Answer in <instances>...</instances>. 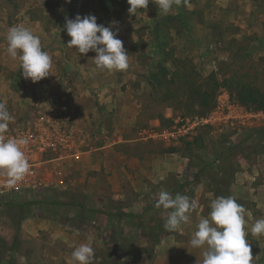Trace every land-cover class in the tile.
<instances>
[{
	"label": "rangeland",
	"instance_id": "1",
	"mask_svg": "<svg viewBox=\"0 0 264 264\" xmlns=\"http://www.w3.org/2000/svg\"><path fill=\"white\" fill-rule=\"evenodd\" d=\"M173 9L164 15L152 0L146 10L104 14L95 0H0V102L23 116L51 97L59 108L66 104L79 131L49 164L64 186L53 181L0 198V264H70L76 236L93 247L92 264H202L190 239L219 196L246 208L254 264H264V235L251 233L264 218V110L242 106L234 93L242 84L264 91V0H182ZM77 15H94L105 27L118 22L127 70H99L94 52L67 46L64 25ZM14 26L40 38L52 57L50 76L24 79L6 52ZM207 116L190 140L159 136L178 119ZM162 157L167 168L184 167L159 182L145 178V192H133L135 171H152ZM120 165L131 178L117 172ZM162 190L199 202L182 231L164 229L170 210L154 207Z\"/></svg>",
	"mask_w": 264,
	"mask_h": 264
},
{
	"label": "clouds",
	"instance_id": "2",
	"mask_svg": "<svg viewBox=\"0 0 264 264\" xmlns=\"http://www.w3.org/2000/svg\"><path fill=\"white\" fill-rule=\"evenodd\" d=\"M69 3L70 0H65ZM152 0H127L129 13L146 10ZM182 0H156V6L164 15L174 11L173 5L180 6ZM118 22L108 27L98 24L94 15L66 19L64 30L70 37L68 47L79 54L95 53V66L99 70L125 71L129 67V54L118 39ZM115 29V30H113ZM6 52L12 59H18L22 76L37 83L50 76L53 68L52 57L42 49L41 40L32 31L22 26L10 27L5 37ZM14 117L5 102H0V176L7 178V185L13 187L31 174V165L22 150L29 143L26 137H7L9 124ZM155 208L170 210L164 223L168 233L182 231L190 223L192 214L200 208L196 199L165 190L158 194ZM210 213L201 216L196 230L192 233L190 246L202 249V264H254L251 244L246 232V208L232 196H219L210 203ZM254 236L264 235V218L256 220L251 227ZM94 249L82 244L71 253L70 264H92Z\"/></svg>",
	"mask_w": 264,
	"mask_h": 264
},
{
	"label": "built area",
	"instance_id": "3",
	"mask_svg": "<svg viewBox=\"0 0 264 264\" xmlns=\"http://www.w3.org/2000/svg\"><path fill=\"white\" fill-rule=\"evenodd\" d=\"M54 103L57 102L50 97L32 104V110L26 115L14 116L10 113L14 119L10 122L6 135L29 139V143L23 146L22 150L31 165V174L13 187L7 185L6 177L0 176V198L51 186L53 181L56 186H64L61 172L50 169L49 164L61 159V153L70 147L79 131L69 122L70 119L65 113L66 104L59 108ZM211 119L208 116L181 118L172 130H164L159 136L168 141L170 139L178 141L180 138L190 140L195 135V127L209 124Z\"/></svg>",
	"mask_w": 264,
	"mask_h": 264
},
{
	"label": "trees",
	"instance_id": "4",
	"mask_svg": "<svg viewBox=\"0 0 264 264\" xmlns=\"http://www.w3.org/2000/svg\"><path fill=\"white\" fill-rule=\"evenodd\" d=\"M98 4L99 9L104 14H109L113 11H119V12H125L129 9V4L127 3V0H95ZM154 77H157L154 75ZM153 86L155 87L156 84L153 83ZM235 97L237 102H239L244 107H252L255 111H263L264 110V91H260L255 88H249L246 85H238L235 89ZM204 97H201V105L206 106V102H204ZM193 143V141H192ZM174 149H171L170 152ZM214 194L218 195L219 193L215 192ZM122 216L133 218L134 216L132 214H124L121 213ZM142 252H147L146 250H143ZM151 252V251H150Z\"/></svg>",
	"mask_w": 264,
	"mask_h": 264
},
{
	"label": "crops",
	"instance_id": "5",
	"mask_svg": "<svg viewBox=\"0 0 264 264\" xmlns=\"http://www.w3.org/2000/svg\"><path fill=\"white\" fill-rule=\"evenodd\" d=\"M161 157V156H160ZM167 157H162V158H158L151 166L153 168V170H155L156 168V172H154L153 170L150 171L148 170L147 168H142L138 171H135L138 175H139V178L136 180V181H133L131 182V190L133 192H145V188H146V185L143 183V180L146 178L148 179V182L151 183V182H159V181H162L164 180V178H166V176L168 175V172H174V170H177V172H180V170H182V168L184 167V163H181L180 164V168L178 169H174V168H167V165L166 167L163 165V163L167 160L166 159ZM135 162L137 161V159L134 160ZM144 162L141 161V164ZM139 163V162H138ZM155 164V165H154ZM173 167V165H172ZM184 170V169H183ZM109 170H107L108 172ZM132 171V170H131ZM147 171H150V172H147ZM110 172V171H109ZM117 172L119 174L122 175V177L124 178V176H126L127 179L131 178V176L128 174V171L126 170V168L123 166V165H120L119 168L117 169ZM135 174V173H134ZM137 174H135V176H138ZM109 179H110V176H109ZM121 185H114V187H112V191H121ZM113 198H118L121 200V198H123L120 194L119 195H116V194H113ZM79 233H80V230L78 229L77 230ZM74 237V236H73ZM72 246H74L75 248L79 247L80 245L82 244H86V241L83 240V238L80 236H76L74 238V240L72 241ZM89 244V243H87ZM71 260V259H70ZM66 262L69 263V259L66 258ZM156 262V261H155ZM66 264V263H65ZM167 264H172V263H167Z\"/></svg>",
	"mask_w": 264,
	"mask_h": 264
}]
</instances>
